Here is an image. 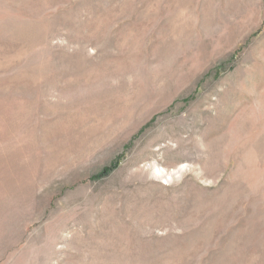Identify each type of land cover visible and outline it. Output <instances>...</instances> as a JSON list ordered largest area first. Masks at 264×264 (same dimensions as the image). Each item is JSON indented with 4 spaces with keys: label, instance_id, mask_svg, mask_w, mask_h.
I'll list each match as a JSON object with an SVG mask.
<instances>
[{
    "label": "rangeland",
    "instance_id": "374dc122",
    "mask_svg": "<svg viewBox=\"0 0 264 264\" xmlns=\"http://www.w3.org/2000/svg\"><path fill=\"white\" fill-rule=\"evenodd\" d=\"M0 264H264V0H0Z\"/></svg>",
    "mask_w": 264,
    "mask_h": 264
},
{
    "label": "crops",
    "instance_id": "0c3cea01",
    "mask_svg": "<svg viewBox=\"0 0 264 264\" xmlns=\"http://www.w3.org/2000/svg\"><path fill=\"white\" fill-rule=\"evenodd\" d=\"M0 259H1V252H0Z\"/></svg>",
    "mask_w": 264,
    "mask_h": 264
}]
</instances>
